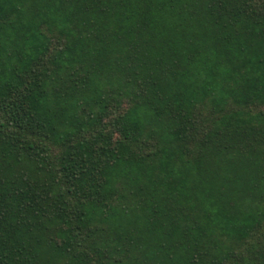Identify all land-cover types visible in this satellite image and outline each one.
<instances>
[{"label": "trees", "instance_id": "1", "mask_svg": "<svg viewBox=\"0 0 264 264\" xmlns=\"http://www.w3.org/2000/svg\"><path fill=\"white\" fill-rule=\"evenodd\" d=\"M0 264H264V0H0Z\"/></svg>", "mask_w": 264, "mask_h": 264}]
</instances>
